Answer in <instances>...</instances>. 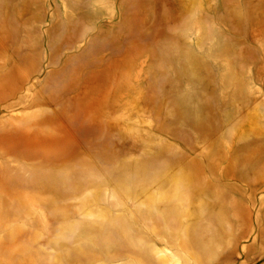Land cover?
I'll return each instance as SVG.
<instances>
[{"label":"rangeland","instance_id":"1","mask_svg":"<svg viewBox=\"0 0 264 264\" xmlns=\"http://www.w3.org/2000/svg\"><path fill=\"white\" fill-rule=\"evenodd\" d=\"M0 264H264V0H0Z\"/></svg>","mask_w":264,"mask_h":264}]
</instances>
